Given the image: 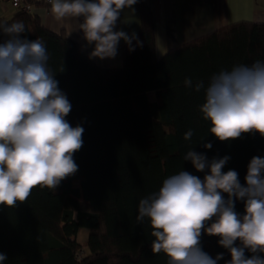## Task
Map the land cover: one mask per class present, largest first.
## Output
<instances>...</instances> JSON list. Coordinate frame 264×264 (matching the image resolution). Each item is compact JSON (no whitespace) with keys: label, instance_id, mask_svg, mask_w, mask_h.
Returning <instances> with one entry per match:
<instances>
[{"label":"trees","instance_id":"1","mask_svg":"<svg viewBox=\"0 0 264 264\" xmlns=\"http://www.w3.org/2000/svg\"><path fill=\"white\" fill-rule=\"evenodd\" d=\"M137 3L140 44L133 40V51L122 44L117 65L98 64L27 11L0 18V24L22 21L24 37L44 42L49 71L72 105L66 119L84 128L83 146L73 156L75 174L56 190L37 186L15 207L0 205V252L8 257L3 264H169L163 252L151 250L155 238L148 219L136 220L139 201L182 170L202 179L206 172L184 160L191 149L209 160L230 157L223 171H237L241 184L252 157L264 158V137L258 133L224 142L212 135L200 111L204 91L184 83L191 78L193 85H207L222 70L264 61V23L220 27L158 57L152 11ZM189 130L193 134L186 140ZM235 210L243 215L244 202L237 200ZM81 227L88 229L85 243L77 239ZM218 240L202 233L200 246L209 254V241L213 258L223 253L217 264H226L231 256ZM84 246L87 253L79 256Z\"/></svg>","mask_w":264,"mask_h":264},{"label":"clouds","instance_id":"2","mask_svg":"<svg viewBox=\"0 0 264 264\" xmlns=\"http://www.w3.org/2000/svg\"><path fill=\"white\" fill-rule=\"evenodd\" d=\"M49 2L57 20L82 18L79 30L94 46L90 58H115L121 40L130 51L133 40L140 44L135 33L116 30L122 11H134L138 0ZM24 33L22 21L0 24V35L7 37L0 39V205L7 207L24 203L37 186L56 190L78 171L73 156L83 146L84 128L66 119L72 105L49 71L44 42L29 40ZM184 83L204 91L200 111L219 141L252 133L264 137V61L222 70L207 85H193L191 78ZM192 134L189 130L184 138ZM229 159L209 160L191 149L184 160L206 172L203 178L182 170L139 201L136 220L148 219L155 238L151 250L163 252L169 264H217L223 259V253L213 258L202 250V233L219 237L231 256L226 264H264V158L252 157L244 184L237 171H223ZM237 200L244 202L243 215L235 210ZM7 259L0 252V264Z\"/></svg>","mask_w":264,"mask_h":264},{"label":"crops","instance_id":"3","mask_svg":"<svg viewBox=\"0 0 264 264\" xmlns=\"http://www.w3.org/2000/svg\"><path fill=\"white\" fill-rule=\"evenodd\" d=\"M148 5L154 19V42L156 55L162 56L167 51L175 49L196 39L202 38L217 28L233 23L248 21L264 23V0H141ZM125 8L117 21L116 30L127 34H137L139 28L138 3ZM18 9L8 0H0V18H12ZM40 23L53 32H63L72 39L77 46L86 51H92L79 30L82 18L66 17L57 20L52 12L51 5L34 0L32 11ZM118 44L115 58H91L100 65H117L121 63V46Z\"/></svg>","mask_w":264,"mask_h":264},{"label":"built area","instance_id":"4","mask_svg":"<svg viewBox=\"0 0 264 264\" xmlns=\"http://www.w3.org/2000/svg\"><path fill=\"white\" fill-rule=\"evenodd\" d=\"M10 2V4L19 9V10H23V11H27V12H30L32 11V8H33V3H34V0H8ZM38 1H41L43 2L44 4H49V0H38ZM83 250H79L78 251V255L81 256L83 255Z\"/></svg>","mask_w":264,"mask_h":264},{"label":"rangeland","instance_id":"5","mask_svg":"<svg viewBox=\"0 0 264 264\" xmlns=\"http://www.w3.org/2000/svg\"><path fill=\"white\" fill-rule=\"evenodd\" d=\"M151 97H153V93H151ZM87 236H88V229L85 228V227H81L79 229V231H78V234H77L78 241L81 242V243H85L87 241ZM207 243H208L207 246H208V249H209V255L211 257H213L212 256L213 253H212V250H211L210 242L208 241ZM83 248H84V249H82L83 252L84 253H87L86 247L84 246Z\"/></svg>","mask_w":264,"mask_h":264}]
</instances>
